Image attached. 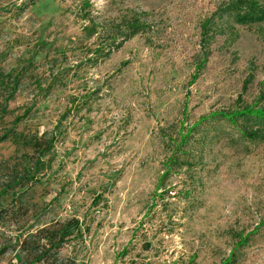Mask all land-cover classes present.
<instances>
[{
    "label": "rangeland",
    "instance_id": "1",
    "mask_svg": "<svg viewBox=\"0 0 264 264\" xmlns=\"http://www.w3.org/2000/svg\"><path fill=\"white\" fill-rule=\"evenodd\" d=\"M238 1L0 0V193L23 137L58 136L0 200V264L72 221L61 264H264V121L201 123L264 109V21Z\"/></svg>",
    "mask_w": 264,
    "mask_h": 264
},
{
    "label": "trees",
    "instance_id": "2",
    "mask_svg": "<svg viewBox=\"0 0 264 264\" xmlns=\"http://www.w3.org/2000/svg\"><path fill=\"white\" fill-rule=\"evenodd\" d=\"M231 3L232 4H228L223 11L236 14L235 18L239 24L250 25L264 21V4H259L256 0H239L236 3ZM218 15L221 16V13ZM211 21L212 20H210L209 23ZM206 28H208V26H206L205 29ZM216 118L225 119L233 124H236L238 119H257L258 121H264V109L250 106L233 112H220L212 114L201 123ZM247 135L253 139L257 137L255 133H248ZM57 137L56 134L52 133L50 136L44 134L40 137L32 136L30 138H22L23 145L33 152V166L25 171L24 174L13 177L11 181L7 183L3 188V191L0 193V200L9 191L24 187L37 180L41 169H44L47 165L45 159L54 149L55 143L58 139ZM79 227L78 222L72 221L60 226L42 228L35 234L25 238L23 235L21 237L19 236L15 241V246H13L14 250L17 248L19 249L15 256V259L18 260L17 263L61 264L56 256L67 239H69L71 229ZM9 249L10 248L5 246L0 248V259L4 257ZM224 264H231V262L228 260Z\"/></svg>",
    "mask_w": 264,
    "mask_h": 264
},
{
    "label": "built area",
    "instance_id": "3",
    "mask_svg": "<svg viewBox=\"0 0 264 264\" xmlns=\"http://www.w3.org/2000/svg\"><path fill=\"white\" fill-rule=\"evenodd\" d=\"M172 195H174V194H172Z\"/></svg>",
    "mask_w": 264,
    "mask_h": 264
}]
</instances>
